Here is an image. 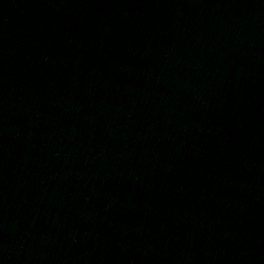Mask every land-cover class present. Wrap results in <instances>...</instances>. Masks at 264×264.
Listing matches in <instances>:
<instances>
[{
  "label": "water",
  "instance_id": "1",
  "mask_svg": "<svg viewBox=\"0 0 264 264\" xmlns=\"http://www.w3.org/2000/svg\"><path fill=\"white\" fill-rule=\"evenodd\" d=\"M0 264H264V0H0Z\"/></svg>",
  "mask_w": 264,
  "mask_h": 264
}]
</instances>
